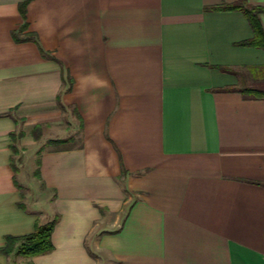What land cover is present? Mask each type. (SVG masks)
Instances as JSON below:
<instances>
[{"label": "crops", "instance_id": "0c3cea01", "mask_svg": "<svg viewBox=\"0 0 264 264\" xmlns=\"http://www.w3.org/2000/svg\"><path fill=\"white\" fill-rule=\"evenodd\" d=\"M24 1L0 0V248L57 221L0 264H264V97L238 86L264 50L208 8L236 0Z\"/></svg>", "mask_w": 264, "mask_h": 264}, {"label": "trees", "instance_id": "16d2710c", "mask_svg": "<svg viewBox=\"0 0 264 264\" xmlns=\"http://www.w3.org/2000/svg\"><path fill=\"white\" fill-rule=\"evenodd\" d=\"M27 0L19 4V9L24 16V5ZM208 8L214 10H229L238 9L241 10L247 19L251 29L252 36L248 39L238 42L242 46H253L259 47L264 50V30L262 28L259 12L262 10L261 7L248 5L246 0H236L233 3H221ZM221 69H227L225 66H218ZM241 92L246 95H252L255 97H264V87L262 85L246 86L242 85L240 88ZM63 140L56 139L50 140L52 144H59ZM57 221V215H54L52 219L44 222H35L34 229L32 232L20 236L7 235L3 246L0 248L1 252L8 254L14 252L16 255L23 257H31L33 255L42 254L50 251L53 248L51 242V233L53 227ZM25 264H32L27 261Z\"/></svg>", "mask_w": 264, "mask_h": 264}, {"label": "rangeland", "instance_id": "374dc122", "mask_svg": "<svg viewBox=\"0 0 264 264\" xmlns=\"http://www.w3.org/2000/svg\"><path fill=\"white\" fill-rule=\"evenodd\" d=\"M263 69V68H262ZM259 72H263V75H264V69H263V71H261V70H258ZM255 84H258V85H262V87H264V81L262 82V81H254V80H252V79H250L249 77L248 78H246V79H242V80H240L239 81V83H238V86H240L241 87V85H249V86H252V85H255ZM75 140H77V139H75ZM58 144H52V143H50L49 141H46L44 144H43V146H57ZM26 262H24V263H22V264H25Z\"/></svg>", "mask_w": 264, "mask_h": 264}]
</instances>
